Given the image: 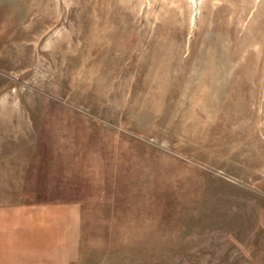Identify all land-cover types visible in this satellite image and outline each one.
I'll use <instances>...</instances> for the list:
<instances>
[{"label": "rangeland", "instance_id": "374dc122", "mask_svg": "<svg viewBox=\"0 0 264 264\" xmlns=\"http://www.w3.org/2000/svg\"><path fill=\"white\" fill-rule=\"evenodd\" d=\"M0 186L78 264H264V0H0Z\"/></svg>", "mask_w": 264, "mask_h": 264}, {"label": "crops", "instance_id": "0c3cea01", "mask_svg": "<svg viewBox=\"0 0 264 264\" xmlns=\"http://www.w3.org/2000/svg\"><path fill=\"white\" fill-rule=\"evenodd\" d=\"M83 234L79 202L0 201V264H78Z\"/></svg>", "mask_w": 264, "mask_h": 264}]
</instances>
